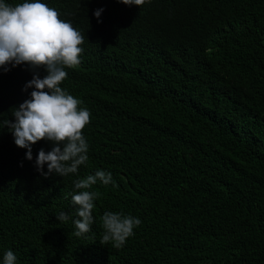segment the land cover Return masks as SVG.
I'll use <instances>...</instances> for the list:
<instances>
[{
  "label": "trees",
  "instance_id": "trees-1",
  "mask_svg": "<svg viewBox=\"0 0 264 264\" xmlns=\"http://www.w3.org/2000/svg\"><path fill=\"white\" fill-rule=\"evenodd\" d=\"M41 2L84 35L61 87L91 113L89 159L45 177L36 158L54 143L28 160L0 128V264L8 250L16 264H264V0ZM7 68L0 122L47 75ZM97 170L112 182L88 189L94 223L77 237L73 182ZM106 211L141 221L122 247L100 242Z\"/></svg>",
  "mask_w": 264,
  "mask_h": 264
},
{
  "label": "clouds",
  "instance_id": "clouds-1",
  "mask_svg": "<svg viewBox=\"0 0 264 264\" xmlns=\"http://www.w3.org/2000/svg\"><path fill=\"white\" fill-rule=\"evenodd\" d=\"M125 5L141 6L145 0H120ZM104 9H97L98 18ZM84 35L70 21L61 19L60 13L41 0H23L15 5L0 0V68L5 72L22 63L33 69L44 67L47 75L40 78L34 73L25 85L34 88L31 98L14 108L15 121L3 120L0 128L7 126L15 138V144L27 149L26 158L32 159V145L41 140L54 143L51 151L40 149L36 158L37 171L47 177L55 173L60 176L77 173L88 161L89 144L83 129L90 123V111L80 107L81 101L61 87L67 78L65 67L80 63L84 49ZM62 146V147H61ZM47 164V172L44 165ZM98 182L108 185L112 182L110 172L97 170L94 175L75 180L78 191L72 195V202L79 206L74 220L75 236L80 237L91 230L94 223V200L97 192L89 191ZM57 219L66 223L68 213L60 212ZM104 229L101 244L111 243L119 248L134 234V228L141 224L139 218L106 211L102 218ZM17 257L12 250L3 255V264H16Z\"/></svg>",
  "mask_w": 264,
  "mask_h": 264
}]
</instances>
